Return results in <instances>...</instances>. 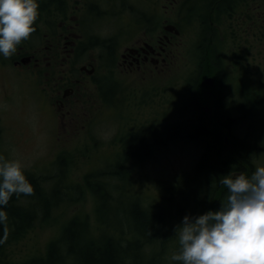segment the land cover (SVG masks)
<instances>
[{
  "label": "rangeland",
  "instance_id": "374dc122",
  "mask_svg": "<svg viewBox=\"0 0 264 264\" xmlns=\"http://www.w3.org/2000/svg\"><path fill=\"white\" fill-rule=\"evenodd\" d=\"M117 1L88 2V5L92 4L89 5L90 10L88 9L87 13L86 34L90 39L99 35L105 36L111 32L114 21L113 7ZM130 2L135 13L144 12V1V3L141 0H131ZM93 4H97V7ZM146 5L149 6L147 2ZM94 7L97 10H91ZM203 9L204 5L199 4L196 10ZM171 10L172 8L168 11ZM206 15L207 12L203 15L198 11L191 10L188 17H192L194 24H199L203 28V25L204 27L208 26L206 25L208 24V16ZM222 18L223 14L220 19L219 31L215 34L217 37L214 40L209 37L208 42L205 43L209 46L212 45L210 50L215 47L212 62L215 63L217 73L221 76L222 83H220L219 92L223 94L224 103L228 104V101L230 105L231 101V106L236 107L239 104V96L244 91L245 93L246 91L255 94L264 93V49L258 60L256 54L230 50L223 38ZM206 34L209 33L206 32ZM201 37V33L197 32L196 29L192 30V28L188 31L185 30V33L181 35V45H179L166 73V91L160 98L164 102V107L159 123L156 117L158 114H155L154 111L158 103L157 97L153 96L150 99L152 106L149 109L150 126L149 129L146 128L147 130L142 132L145 134L144 137H146L148 144H150L149 130L151 127H159L157 123L171 124L180 121V119H187L186 116L179 118L178 113L183 108L188 109L187 114L192 112V115H195L197 113V108L193 105V86L200 71V51L203 48ZM36 40L37 38H32L30 42L34 44ZM6 76L11 77L9 73L0 71V128L3 126L1 129L4 132V135L1 133L0 137V156H4L5 159L19 160L24 166V172L41 177L46 190L56 186L61 192L67 194L65 196H69L66 197L67 201L61 200L60 203L66 202V204H63L64 206L61 208L58 206L54 209L47 222L36 221L32 228L27 229L24 234L22 233V236L11 241L4 251L6 258H1L3 262L0 264H4L5 261L19 264L27 259L45 256L51 241L61 235L62 227L75 215H87L92 235H97L98 227H100L99 234L104 230L108 231V227L103 226V223L99 226L96 200L84 182L87 175L97 172L115 173L118 171L121 174L127 173L125 179L115 181L113 185L122 189L125 196L136 198L148 208L164 212L169 208L173 213L171 214L173 225L177 222L181 223L183 217H178L180 210L177 211L172 207L170 209L171 203H174V206L176 203L181 205L177 198L178 191L171 187L177 183L181 185L182 182H186L189 177L193 176L203 151L201 144L183 138L170 142L166 146L154 145L150 147L147 155L125 163L122 161L125 144L120 140L125 139L127 141L128 138L130 140L134 133L140 132H128L130 131L129 127L133 125L132 119L127 116L120 117L122 114L120 111L111 114L110 108L113 105L111 99L104 102L108 106L107 110L109 108L108 113H106L107 110L94 113L96 115L94 123L87 132L81 131L76 135L74 130L66 133L63 127L57 125V120L53 118L51 111L44 108L39 93L36 92L34 86L27 82L24 72L20 76L22 79L14 80V76H12L11 79L14 83L11 82L12 89L10 92H8L9 86L5 85V83L7 84ZM200 85L206 90L205 82H200ZM124 86L125 82L120 81V96ZM5 90L7 94H4ZM249 95L251 94L249 93ZM208 96L215 98V95L208 94ZM117 99L119 98L117 97ZM130 103L132 101L126 103L120 101L121 111L125 110ZM205 105L208 106V110H212V106ZM104 113L107 116L103 115ZM123 114H125L124 111ZM128 114L129 111L126 110V115ZM233 118H237L232 130L233 133L240 138L253 142L255 138L252 140L251 132L255 130L254 125L249 124L245 119L243 120L241 115L234 114ZM129 133V137H126ZM114 140L119 142L118 147L113 145ZM254 163L256 167L264 166V151H258ZM187 176L189 177L187 178ZM200 182H197L196 185ZM113 208L114 205H111L110 208L105 209L111 212ZM175 228L173 227V229ZM173 234L172 240L165 243L168 258L163 256H165V261L168 264L176 263L170 259L172 254L178 251V239L175 230H173Z\"/></svg>",
  "mask_w": 264,
  "mask_h": 264
},
{
  "label": "flooded vegetation",
  "instance_id": "af4514ba",
  "mask_svg": "<svg viewBox=\"0 0 264 264\" xmlns=\"http://www.w3.org/2000/svg\"><path fill=\"white\" fill-rule=\"evenodd\" d=\"M89 1L98 0H37L39 17L30 37L37 38L36 42H22L7 60L0 55V71L11 75L6 76L5 85L10 92L12 76L22 79L24 72L44 108L66 133L87 132L94 123V113L105 112L108 106L104 102L110 99L111 114L120 111V117L132 119L128 132H145L150 126L153 96L158 100L154 108L158 123L161 120L164 102L160 98L166 91V73L181 45V35L191 28L201 32V26L188 14L199 12L196 9L206 0H141L145 2L142 13L134 12L131 0H118L111 32L93 39L86 34ZM222 3L226 46L234 52L256 54L258 60L264 49V0ZM219 26L211 22V32L218 33ZM120 81L125 82L121 96ZM213 92L215 89L208 91L214 96ZM120 101L132 103L121 111ZM1 128L0 137L4 135ZM113 145L118 147L119 142L114 140Z\"/></svg>",
  "mask_w": 264,
  "mask_h": 264
},
{
  "label": "trees",
  "instance_id": "16d2710c",
  "mask_svg": "<svg viewBox=\"0 0 264 264\" xmlns=\"http://www.w3.org/2000/svg\"><path fill=\"white\" fill-rule=\"evenodd\" d=\"M203 5L204 9L199 12L203 15L207 12L208 26L203 25L201 28L203 48L200 45V71L193 86V105L197 108V113L187 114L188 109L183 108L178 113L179 118L186 116L187 119L160 124V128L151 127L148 133L150 144L142 133H134L131 141L129 138L127 141L120 140L125 144L122 157L125 163L147 155L150 147L154 145L166 146L183 138L202 145L203 151L193 176H187L189 179L186 182L171 187L178 191L177 198L181 205L176 203L174 206V203H171L170 209L172 207L180 210L179 218L219 210L220 201L226 195V188L219 183L220 179L227 175H250L256 168L254 160L258 151H264V93L244 91L239 96L238 106L232 107L231 101L230 105L228 101V104L224 103L223 94L219 92L221 76L212 62L215 47L210 50L212 45L205 43L209 37L211 40L217 37V33L211 32L210 23L221 24L223 3L222 0H206ZM204 22L207 23L206 20ZM208 76L214 78L215 85L214 88L206 87L205 90L200 82ZM209 89H215V98L208 96ZM205 104L212 106V110L204 111L201 107ZM234 114L241 115L243 120L254 125L255 130L251 132L252 140L255 138L253 142L233 133L237 119L233 118ZM130 133L126 137H129ZM24 174L34 188V195H21L19 198L13 196L7 207L3 208L8 214L10 231L6 242L0 244V262H3L1 258H6L4 251L11 241L22 236L36 221L47 222L52 211L58 206L63 207L66 202H60L67 201L66 197L69 196H65L67 194L56 186L46 190L39 176L26 172ZM126 175L127 173L121 174L118 171L97 172L84 178L85 185L98 206L99 226L103 223V226L108 227V231L104 230L99 234L98 227L97 235H92L87 215H75L62 227L61 235L51 241L45 256L27 259L19 264H168L165 261V256L168 258L165 243L172 240L175 230L173 227L179 223L173 225V213L169 208L166 212L148 208L136 198L125 196L122 189L113 185L115 181L125 179ZM197 182L200 183L196 185ZM168 199L170 201V198ZM111 205H114V208L109 212L105 208H110ZM2 238L3 233L0 230V239ZM178 247L177 242V249Z\"/></svg>",
  "mask_w": 264,
  "mask_h": 264
},
{
  "label": "clouds",
  "instance_id": "9594fccd",
  "mask_svg": "<svg viewBox=\"0 0 264 264\" xmlns=\"http://www.w3.org/2000/svg\"><path fill=\"white\" fill-rule=\"evenodd\" d=\"M39 17L37 0H0V55L13 56L30 39ZM226 188L217 211L185 215L175 228L178 264H264V166L250 175L223 176ZM34 195L19 160L0 156V230L9 235L7 207L13 196Z\"/></svg>",
  "mask_w": 264,
  "mask_h": 264
},
{
  "label": "water",
  "instance_id": "95a60500",
  "mask_svg": "<svg viewBox=\"0 0 264 264\" xmlns=\"http://www.w3.org/2000/svg\"><path fill=\"white\" fill-rule=\"evenodd\" d=\"M206 81V83H208V84H212V79H207V80H205Z\"/></svg>",
  "mask_w": 264,
  "mask_h": 264
}]
</instances>
